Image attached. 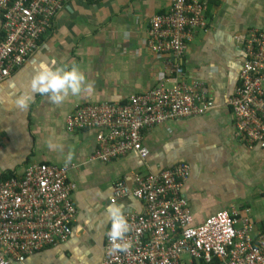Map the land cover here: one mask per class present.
Segmentation results:
<instances>
[{"label":"crops","instance_id":"obj_1","mask_svg":"<svg viewBox=\"0 0 264 264\" xmlns=\"http://www.w3.org/2000/svg\"><path fill=\"white\" fill-rule=\"evenodd\" d=\"M198 1L205 7L204 26L193 32L180 60L152 53L147 40L150 19L166 13L171 0H88L59 12L26 63L0 83V182L21 176L34 163L65 167L76 211L69 239L36 251L26 264H100L105 236L100 213L113 184L133 187L136 176L179 164L189 167L182 192L196 224L219 211H234L264 232V151L235 139L226 106L244 59L239 38L253 28L264 31V0ZM40 59L75 62L94 92L55 106L37 96L24 111L16 110L12 100ZM175 64L186 84L205 87L213 108L145 129V159L129 152L106 163L91 160L94 132L66 131L65 119L78 105L121 103L161 82L170 86ZM118 203L124 212L143 211L130 197Z\"/></svg>","mask_w":264,"mask_h":264},{"label":"built area","instance_id":"obj_2","mask_svg":"<svg viewBox=\"0 0 264 264\" xmlns=\"http://www.w3.org/2000/svg\"><path fill=\"white\" fill-rule=\"evenodd\" d=\"M86 1L0 0V83L26 63L59 12ZM204 9L198 0H171L165 14L149 21V50L183 58L191 35L204 26ZM239 39L244 59L226 106L235 139L264 151V31L253 28ZM182 72L180 64L173 65L170 86L161 82L121 103L78 105L65 119V129L94 132L91 160L106 163L129 152L145 159V129L213 108L205 87L186 84ZM188 175L189 167L179 164L136 176L133 187L113 184L109 201L130 197L142 203L143 211L125 212L128 249L111 251L104 236L100 264H264V232L257 233L245 215L219 211L195 223L182 192ZM71 188L65 167L44 163L0 182V264H26L36 251L69 239L76 215Z\"/></svg>","mask_w":264,"mask_h":264},{"label":"clouds","instance_id":"obj_3","mask_svg":"<svg viewBox=\"0 0 264 264\" xmlns=\"http://www.w3.org/2000/svg\"><path fill=\"white\" fill-rule=\"evenodd\" d=\"M23 87L24 90L19 91L12 100L15 109L21 112L37 96L45 98L49 104L55 106L64 103L69 97L79 98L83 93L94 92L93 82L86 78L79 65L75 62H57L55 59L36 61ZM100 216L110 250L128 249L129 224L121 204L109 201L104 205Z\"/></svg>","mask_w":264,"mask_h":264},{"label":"trees","instance_id":"obj_4","mask_svg":"<svg viewBox=\"0 0 264 264\" xmlns=\"http://www.w3.org/2000/svg\"><path fill=\"white\" fill-rule=\"evenodd\" d=\"M204 4H205V2H204ZM169 9H170V7H169ZM169 9H168V10H169ZM161 14H165V12H163V13H162V12H160V13H158V14H156V15H161ZM0 19H1V18H0ZM4 177H5V178H4ZM4 177H3V178H1V179L3 180V179H6V178H8V176H4ZM211 264H218V262H217L216 260H213V262H212Z\"/></svg>","mask_w":264,"mask_h":264}]
</instances>
